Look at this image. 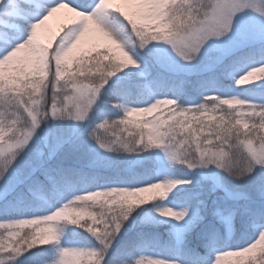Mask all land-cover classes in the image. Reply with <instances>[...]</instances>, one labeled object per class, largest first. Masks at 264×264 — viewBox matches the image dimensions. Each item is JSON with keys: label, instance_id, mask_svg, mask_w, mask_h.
I'll use <instances>...</instances> for the list:
<instances>
[{"label": "snow or ice", "instance_id": "snow-or-ice-1", "mask_svg": "<svg viewBox=\"0 0 264 264\" xmlns=\"http://www.w3.org/2000/svg\"><path fill=\"white\" fill-rule=\"evenodd\" d=\"M257 73L264 0H0V264H264Z\"/></svg>", "mask_w": 264, "mask_h": 264}, {"label": "rangeland", "instance_id": "rangeland-1", "mask_svg": "<svg viewBox=\"0 0 264 264\" xmlns=\"http://www.w3.org/2000/svg\"><path fill=\"white\" fill-rule=\"evenodd\" d=\"M115 2L119 3L121 2V0H115ZM73 18H74V14L69 12L67 9L60 10L59 12H57L56 14H54L52 17L49 18L47 24L41 30L40 38L45 41H47L49 38L53 36L57 38L62 32V29L64 28L62 26H71V21L73 20ZM54 43L55 42H53V45ZM89 47L90 45L87 43L82 45L74 52V55L78 56L79 54L82 53V49H88ZM257 254H259V250H257ZM235 260H236L235 257H229L227 259L226 264H233Z\"/></svg>", "mask_w": 264, "mask_h": 264}, {"label": "trees", "instance_id": "trees-1", "mask_svg": "<svg viewBox=\"0 0 264 264\" xmlns=\"http://www.w3.org/2000/svg\"><path fill=\"white\" fill-rule=\"evenodd\" d=\"M64 30H65V28L62 29V32L60 34H62ZM57 39H58V37H57ZM81 54H79L78 56H80ZM92 55H95V52H93ZM74 67H75V65H74ZM260 76H264V73H257V76L253 77L249 81V84L247 86H251V84H253V83H258L259 82L258 77H260ZM112 103H115V101H112ZM102 109L105 111H108V110H110V106L109 105H102ZM155 115H158V114H153V116H155ZM153 116L142 115V116L134 117L133 119L141 120V121H148V120H151L153 118ZM112 119H119V118L118 117H112ZM127 127H128V130H130V131H137V129H135L134 125H128ZM117 131H120V130H117ZM145 131H147V130H145ZM125 135H127V132H125ZM28 231H30V229H28V228L23 229L21 232V235H23L24 232H28ZM0 233H3L5 243H8L9 240L18 239V237H9L7 232H4V230H2V229H0ZM70 239H71V237L69 236L68 239L66 240V242H69Z\"/></svg>", "mask_w": 264, "mask_h": 264}]
</instances>
